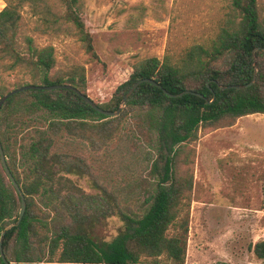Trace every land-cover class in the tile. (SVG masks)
Instances as JSON below:
<instances>
[{
    "label": "trees",
    "instance_id": "16d2710c",
    "mask_svg": "<svg viewBox=\"0 0 264 264\" xmlns=\"http://www.w3.org/2000/svg\"><path fill=\"white\" fill-rule=\"evenodd\" d=\"M3 1L0 60H8L10 69L22 67L39 73L40 84L35 85L68 84L85 95L81 90L85 84L81 67L49 75L56 62L53 47H37L28 36L23 38V44L17 39L21 11L27 7L36 20L35 30L52 36L74 31L85 52L97 59L92 36L82 20V0ZM143 78L153 79L161 88L140 84L124 104L122 115L112 118L96 112L66 89L28 90L5 101L0 110V142L26 202L19 225L8 229L17 219L20 198L0 162V238L8 262L35 264L47 256L46 262L51 263L60 250L55 261L59 264H184L192 188V176L186 179L179 175L184 145L196 140L203 126L231 125L237 118L264 114V16L257 0H229V12L208 45L189 47L176 63L168 56L138 61L129 78L117 87L110 103L97 105L115 111L128 89ZM250 82L251 85L239 90L222 88ZM163 90L173 95L190 91L203 97L194 94L169 97ZM23 97L33 98L28 106L30 111L44 110L51 119L44 130L38 131V138L27 147L21 145L29 163L26 170L20 171L16 149L5 139L4 121L8 115L3 112L6 109L10 114L14 112L16 100ZM128 109L145 112L149 129L155 135L152 157L155 182L144 211L129 214L120 211L122 229L110 241H104L91 231L89 223L93 219L86 214L87 209L80 213L82 198L68 196L67 201H61L54 189L61 161L58 148L67 138L88 140L92 147H100L112 139ZM44 195L47 201L44 205L55 211V216L62 217L64 213L59 215V208L65 206L63 222L55 217L47 223L44 219L49 216H39L34 198ZM38 228L49 233L41 235ZM251 249L256 259L264 260V240ZM0 264H4L1 258Z\"/></svg>",
    "mask_w": 264,
    "mask_h": 264
},
{
    "label": "rangeland",
    "instance_id": "374dc122",
    "mask_svg": "<svg viewBox=\"0 0 264 264\" xmlns=\"http://www.w3.org/2000/svg\"><path fill=\"white\" fill-rule=\"evenodd\" d=\"M257 3L264 16V0ZM82 5V20L92 36L97 59L85 52L74 31L52 36L35 30L36 20L27 7L21 11L17 39L23 44L28 36L37 47H53L56 62L49 75L81 67L85 75L81 90L101 105L110 103L138 61L168 56L176 63L189 47L208 45L229 12V0H82ZM4 7L0 0V11ZM8 64V60H0V94L40 84L39 73L22 67L10 69ZM30 101L33 98L23 97L16 100L14 112H3L8 115L5 139L16 149L20 171L29 163L21 145L27 147L38 138V131L51 119L44 110L30 111ZM127 111L112 139L100 147H92L88 140L67 138L58 148L61 161L54 189L61 201L68 196L82 198L80 213L87 209L93 219L91 231L104 241L122 229L120 211H144L155 182V135L145 112ZM179 175L192 176L184 264H264L251 249L264 240V114L243 116L231 125L201 127L197 139L184 145ZM34 199L39 216H49L44 219L47 223L50 218L61 222L66 218L65 206H60L59 215L64 214L58 217L44 205L45 195ZM38 230L41 235L49 233ZM59 252L54 262H46L44 256L43 262L35 264H59L55 262Z\"/></svg>",
    "mask_w": 264,
    "mask_h": 264
},
{
    "label": "water",
    "instance_id": "95a60500",
    "mask_svg": "<svg viewBox=\"0 0 264 264\" xmlns=\"http://www.w3.org/2000/svg\"><path fill=\"white\" fill-rule=\"evenodd\" d=\"M255 60L256 59L254 58L253 59V64L254 65H255ZM255 73H256V69L254 70L253 80L255 78ZM253 80H252V82H253ZM252 82H250L247 85H229V86L222 87V88L223 89H230L231 88V89L239 90V89H243V88L251 85ZM142 83H149L151 85L156 86L157 88H161V86L157 82H155L153 79H149V78L139 79L128 89V91L126 92V94L124 95L122 100L120 101L118 108L115 111H108V110H104V109L100 108L87 95L82 94L77 88L73 87L72 85H68V84H55V85H48V86H46V85H31V84H28V85L21 86L19 88L12 89L11 91H8L5 95H3L0 98V110H1V108L3 106V104L5 103V101L8 98H10L11 96H13L15 94L24 92V91H28V90L52 91V90L66 89V90L73 91L85 103L90 105L96 112L100 113L101 115H103L105 117L112 118V117H116L120 113L121 108L124 106V104L126 103L128 98L133 94V92L136 90V88ZM163 92L169 97H178V96H181L183 94H194V95H197L198 97H201V98L203 97L202 95H200L198 93H193V92H190V91H184L183 93H180L178 95L170 94V93L166 92L165 90H163ZM0 162H1V166H2V169H3L4 173H5V175H6L7 180L11 183V185L14 188L15 192L17 193V195L20 198V209H19V212H18L17 219H16V221L14 223L9 225V227H8V229H9V228H11L13 226H18L19 223L21 222L22 217H23V215L25 213L26 202H25L24 195H23V193L21 191V188H20L19 184L16 182L15 178L13 177V175H12L8 165H7L6 157L4 155L1 142H0ZM3 235H4V232H2V236ZM0 258L3 261L4 264H11L10 262L7 261L5 255L3 253V250H2V237L0 238Z\"/></svg>",
    "mask_w": 264,
    "mask_h": 264
}]
</instances>
